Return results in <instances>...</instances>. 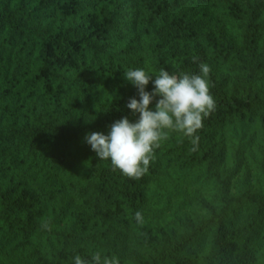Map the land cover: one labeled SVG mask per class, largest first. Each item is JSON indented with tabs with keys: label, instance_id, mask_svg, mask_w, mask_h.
Here are the masks:
<instances>
[{
	"label": "trees",
	"instance_id": "obj_1",
	"mask_svg": "<svg viewBox=\"0 0 264 264\" xmlns=\"http://www.w3.org/2000/svg\"><path fill=\"white\" fill-rule=\"evenodd\" d=\"M200 63L216 107L196 151L168 130L135 180L99 159L86 135L138 119L127 70ZM96 251L264 264V0H0V264Z\"/></svg>",
	"mask_w": 264,
	"mask_h": 264
},
{
	"label": "clouds",
	"instance_id": "obj_2",
	"mask_svg": "<svg viewBox=\"0 0 264 264\" xmlns=\"http://www.w3.org/2000/svg\"><path fill=\"white\" fill-rule=\"evenodd\" d=\"M194 62L196 58H193ZM200 74H170L161 69L153 78L141 68L129 69L125 79L138 92L139 99L130 98L127 107L138 115L135 122L127 117L115 121L107 135L92 132L85 141L101 160H110L114 170H119L129 179L144 176L154 159V150L160 141L167 139L168 130L182 133L189 138L192 151H196L198 130L203 127L204 118L215 110L216 101L210 93L207 77L211 71L209 65H198ZM153 82L152 92L146 91ZM154 104V109L150 105ZM137 223L143 222L141 210L134 213ZM41 228L51 230L50 221H42ZM93 264H118L116 257H107L101 251L92 253ZM73 264H87L76 254L71 257Z\"/></svg>",
	"mask_w": 264,
	"mask_h": 264
},
{
	"label": "rangeland",
	"instance_id": "obj_3",
	"mask_svg": "<svg viewBox=\"0 0 264 264\" xmlns=\"http://www.w3.org/2000/svg\"><path fill=\"white\" fill-rule=\"evenodd\" d=\"M227 165H228V167L232 166V160L230 159V157L228 158Z\"/></svg>",
	"mask_w": 264,
	"mask_h": 264
}]
</instances>
